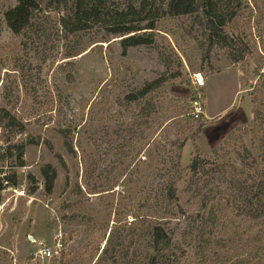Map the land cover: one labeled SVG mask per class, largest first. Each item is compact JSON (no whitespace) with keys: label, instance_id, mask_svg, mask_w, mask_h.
<instances>
[{"label":"rangeland","instance_id":"1","mask_svg":"<svg viewBox=\"0 0 264 264\" xmlns=\"http://www.w3.org/2000/svg\"><path fill=\"white\" fill-rule=\"evenodd\" d=\"M16 3L0 0V108L12 109L23 124L11 129L0 122L13 152L2 163L16 185L0 190V264H98L111 229L117 227L123 239L127 222L142 216L149 201L156 202L171 157L180 152L184 168L196 145L210 154L237 127L249 126L245 140L251 147L254 59L248 58L244 70L245 62L235 64L225 47L207 52L202 29L190 17H165L153 46L133 47L125 55L121 37L107 35L101 26L109 18L101 19L88 30L80 55L64 58L63 41L56 37L43 62L41 47L35 52L7 27L4 15ZM105 39L110 42H101ZM176 72L180 75L157 93L148 123L136 104L127 108L128 93ZM196 74L205 78L204 87L193 83ZM192 97L204 100L200 120L190 116ZM123 119V129L141 122L118 142ZM228 157L238 165L247 160L233 151ZM42 163L58 169L51 194L45 191ZM23 187L25 194L14 191ZM230 238L237 239L232 247L239 245V236ZM38 241L61 244L58 254L34 259Z\"/></svg>","mask_w":264,"mask_h":264},{"label":"trees","instance_id":"2","mask_svg":"<svg viewBox=\"0 0 264 264\" xmlns=\"http://www.w3.org/2000/svg\"><path fill=\"white\" fill-rule=\"evenodd\" d=\"M16 2L4 15L7 27L13 34L23 36L25 46L36 48L35 52L41 47L43 62L49 60L47 45L53 44L56 37L63 41L64 58L80 55L86 49L84 38L88 30L98 20L109 18L101 26L107 35L121 37L120 46L125 55L133 47L153 46L162 24L160 20L178 16L190 17L202 29L207 52L225 47L235 64L245 62L244 70L248 58L253 57L257 82L250 87V94L256 133L251 147L246 144L245 136L250 131L245 126L237 127L210 154L196 145L194 157L184 168H181L180 152L171 157V167L165 170L164 183L154 197L156 202L149 201L142 216L127 222L128 233L123 239L117 227L111 229L98 264L108 260L111 264H248L264 260V28H260L264 23V0ZM247 38L251 40L245 42ZM237 53L239 57L235 58ZM167 67H171L170 59ZM179 75L176 72L146 81L125 96L127 108L136 104L148 123L156 111L157 93ZM0 122L11 129L23 127L16 113L4 106L0 108ZM140 122L137 119L130 128L123 129V119L118 142H125L127 130L133 132ZM17 147L21 157L23 148ZM230 149L238 159L247 158L245 163L238 165L237 160L229 158ZM7 155H13L11 148ZM40 173L46 193L51 194L59 178L58 169L52 163H42ZM230 235L239 236V245L232 247L237 239H231ZM232 251L234 254L230 255Z\"/></svg>","mask_w":264,"mask_h":264},{"label":"built area","instance_id":"3","mask_svg":"<svg viewBox=\"0 0 264 264\" xmlns=\"http://www.w3.org/2000/svg\"><path fill=\"white\" fill-rule=\"evenodd\" d=\"M193 83L198 87L202 88L205 86V78L201 74H196L192 77ZM205 114V105L204 100L201 98H195L192 103V109L190 116L193 120H200L202 118V115ZM7 132L5 129L0 125V184H2V189L12 188V186H16L14 183H12L11 178H8L7 168L3 166L2 163V157L7 154L8 147L10 142L6 140ZM21 136V133L18 134V137ZM16 193L25 194L24 187L22 190L18 191L17 189H14ZM39 247L36 252L33 253V258H53L56 254H58L57 247H61V244L56 245V247L47 245L43 241L37 242Z\"/></svg>","mask_w":264,"mask_h":264}]
</instances>
